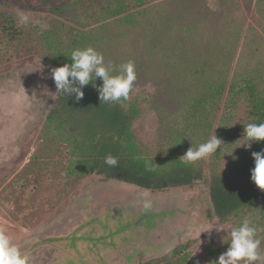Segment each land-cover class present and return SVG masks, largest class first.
<instances>
[{
    "label": "rangeland",
    "instance_id": "obj_1",
    "mask_svg": "<svg viewBox=\"0 0 264 264\" xmlns=\"http://www.w3.org/2000/svg\"><path fill=\"white\" fill-rule=\"evenodd\" d=\"M99 5L0 0V229L30 264H140L188 240L193 244L187 264H215L229 246L224 238L241 221L218 220L208 179L194 187L150 191L99 174L65 175L64 145L47 146L45 137L46 117L57 96L54 66L43 59L45 35L67 41L78 28L98 37L95 48L106 61L136 62L137 80L128 100L138 101L141 115L133 127L154 158L166 159L181 133L206 141L216 135L224 142L221 162L230 169L257 146L238 147L251 123L250 106L241 100L228 117L219 110L205 135L190 116L201 81L181 53L196 52L217 34L233 48L232 70L246 67L264 77V0H148L129 15L84 20V11H99ZM18 11L30 15L27 25L18 23ZM4 16L15 27L7 29ZM166 19L178 29L166 31ZM244 177L252 180L251 174ZM146 199L152 201L147 211ZM247 218L264 228V213Z\"/></svg>",
    "mask_w": 264,
    "mask_h": 264
},
{
    "label": "trees",
    "instance_id": "obj_2",
    "mask_svg": "<svg viewBox=\"0 0 264 264\" xmlns=\"http://www.w3.org/2000/svg\"><path fill=\"white\" fill-rule=\"evenodd\" d=\"M76 1L100 4L99 11H84L83 18L87 20L100 14L129 15L130 9L144 6L148 0ZM4 20L7 21V29L15 27L6 16ZM76 22L84 26L82 22ZM175 23L164 20L166 31H173L178 26ZM70 37L64 41L54 34H46L47 51L43 59L59 67L71 62L70 55L74 49L98 46V37L88 31L73 28ZM226 40L231 42L232 38L226 36ZM219 43L221 39L215 34L196 52L185 50L181 53L195 80L201 81L202 87L190 106V116L193 124L201 127L205 135L210 134L219 110H225L228 117L241 100L250 106L251 123H264V77L260 72L246 67L232 70L233 48L227 43ZM97 83H102V80L98 78ZM83 90L85 96L79 102L74 100V96L57 91L46 117L47 146L64 145L68 156L66 176L99 174L105 180L115 179L150 191L194 187L208 179L210 201L220 222L242 221L251 215L264 213V190L244 177V174H251L255 166L252 154L248 158L237 159L230 169L223 166L220 150L207 158L189 163L181 156L188 148L206 140L191 139L181 133L173 141L170 155L163 160L156 159L145 150L133 127L141 115L137 100L121 99L115 104H101L99 93L91 84ZM222 119L226 121V116ZM256 144L254 151L264 149V141ZM109 154L119 160L116 167L104 163ZM240 167L246 170L245 173ZM192 244L188 240L163 256L140 264H187Z\"/></svg>",
    "mask_w": 264,
    "mask_h": 264
},
{
    "label": "clouds",
    "instance_id": "obj_3",
    "mask_svg": "<svg viewBox=\"0 0 264 264\" xmlns=\"http://www.w3.org/2000/svg\"><path fill=\"white\" fill-rule=\"evenodd\" d=\"M16 15L19 24L27 25L30 22L29 14L18 11ZM41 27L47 26L41 25ZM70 58V63L51 68V77L57 91L66 96H74L76 102L84 98L83 89L89 84L97 89L101 104H115L121 99L127 100L134 90L137 80L134 60L129 59L117 65L113 61H106L104 54L94 46L76 48L71 52ZM98 78L102 83H97ZM243 137L246 140L238 147L246 146L251 149L252 142L264 141V123H248ZM223 144L222 139L214 135L198 146L193 145L181 157L186 162H196L218 150L223 151ZM252 156L255 166L251 169V179L261 190H264V149L252 152ZM104 163L116 167L119 160L109 154L105 157ZM143 208L146 211L150 210L152 201L146 199ZM220 229L223 228L218 227L217 231ZM261 232H264V228L244 218L239 225L231 228L229 238H224L223 242L228 243L229 246L215 264H264V247H262L264 236L260 235ZM0 264H30L29 257L20 250L4 229H0Z\"/></svg>",
    "mask_w": 264,
    "mask_h": 264
}]
</instances>
